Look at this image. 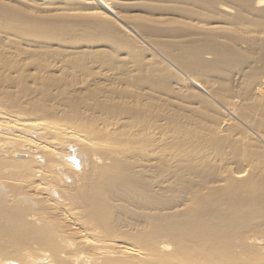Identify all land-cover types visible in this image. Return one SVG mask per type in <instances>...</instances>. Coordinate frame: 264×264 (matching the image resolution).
Returning a JSON list of instances; mask_svg holds the SVG:
<instances>
[{
	"label": "bare ground",
	"instance_id": "bare-ground-1",
	"mask_svg": "<svg viewBox=\"0 0 264 264\" xmlns=\"http://www.w3.org/2000/svg\"><path fill=\"white\" fill-rule=\"evenodd\" d=\"M2 88L0 264H264V0H0Z\"/></svg>",
	"mask_w": 264,
	"mask_h": 264
},
{
	"label": "rangeland",
	"instance_id": "rangeland-1",
	"mask_svg": "<svg viewBox=\"0 0 264 264\" xmlns=\"http://www.w3.org/2000/svg\"><path fill=\"white\" fill-rule=\"evenodd\" d=\"M113 23L116 24L117 22H113ZM120 24H121V23H119V22L117 23L118 26H119ZM117 25H116V26H117ZM120 26H121V25H120ZM122 30H123V29H122ZM123 31H124V30H123ZM124 33H127V31L125 30ZM90 89H91V88H90ZM0 90L2 91V92L0 91V96L3 97V96L6 95V94L3 95V93H4L6 90L8 91V92H7V91H6V92L9 93V90H10V89H3V88H2V89H0ZM4 90H5V91H4ZM86 90H87V89H86ZM3 91H4V92H3ZM88 91H89V90H88ZM1 93H2L3 96L1 95ZM23 94H26V93H23ZM13 97H16V96H13ZM17 97H21V96L17 95ZM17 97H16V98H17ZM16 98H15V99H16ZM17 99H18V98H17ZM39 99H40V98H39ZM37 101H38V100H37ZM39 101H41V100H39ZM38 103H40V102H38ZM41 103H43V100H42ZM1 107H2V106H1ZM1 107H0V108H1ZM3 107H5V106H3ZM3 107H2V108H3ZM6 108H9V107H6ZM217 108H218V107H217ZM72 153H73V151H72Z\"/></svg>",
	"mask_w": 264,
	"mask_h": 264
}]
</instances>
